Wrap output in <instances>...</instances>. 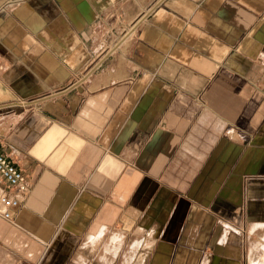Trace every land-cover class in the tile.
I'll return each instance as SVG.
<instances>
[{
  "label": "crops",
  "instance_id": "obj_1",
  "mask_svg": "<svg viewBox=\"0 0 264 264\" xmlns=\"http://www.w3.org/2000/svg\"><path fill=\"white\" fill-rule=\"evenodd\" d=\"M0 150V264H264V0H0Z\"/></svg>",
  "mask_w": 264,
  "mask_h": 264
},
{
  "label": "built area",
  "instance_id": "obj_2",
  "mask_svg": "<svg viewBox=\"0 0 264 264\" xmlns=\"http://www.w3.org/2000/svg\"><path fill=\"white\" fill-rule=\"evenodd\" d=\"M28 177L18 164L0 150V217L12 221L21 196L30 193Z\"/></svg>",
  "mask_w": 264,
  "mask_h": 264
}]
</instances>
